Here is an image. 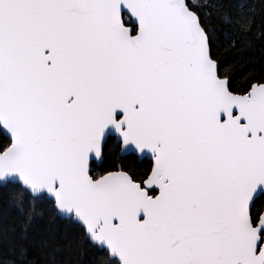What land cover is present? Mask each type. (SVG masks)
Wrapping results in <instances>:
<instances>
[{"label": "snow or ice", "instance_id": "6c2138e0", "mask_svg": "<svg viewBox=\"0 0 264 264\" xmlns=\"http://www.w3.org/2000/svg\"><path fill=\"white\" fill-rule=\"evenodd\" d=\"M0 200V264H264V0H0Z\"/></svg>", "mask_w": 264, "mask_h": 264}, {"label": "trees", "instance_id": "16d2710c", "mask_svg": "<svg viewBox=\"0 0 264 264\" xmlns=\"http://www.w3.org/2000/svg\"><path fill=\"white\" fill-rule=\"evenodd\" d=\"M229 58H231L230 54H229ZM0 219H3L6 223H12L14 220V213H12L10 210H8L7 206L3 203L2 200H0ZM47 225H48V221L46 219L39 221L34 225L33 230L35 232H40ZM52 227H60V225L53 223Z\"/></svg>", "mask_w": 264, "mask_h": 264}]
</instances>
